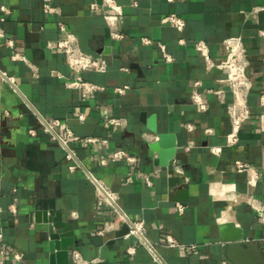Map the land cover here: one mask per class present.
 Masks as SVG:
<instances>
[{
	"label": "crops",
	"instance_id": "0c3cea01",
	"mask_svg": "<svg viewBox=\"0 0 264 264\" xmlns=\"http://www.w3.org/2000/svg\"><path fill=\"white\" fill-rule=\"evenodd\" d=\"M91 1L52 0L57 12L47 13L43 0H0V72L17 80L13 86L0 74V232L5 244L24 252V258L0 257L6 264H51L48 235L36 229L31 212L38 200L53 198L64 219L74 224L71 264H236L227 253L229 238L235 235H241L243 246L253 249L264 264V138L258 119L264 82V38L259 35L264 0H138V5L117 0L123 15L115 27L90 8ZM3 5L9 13L3 14ZM169 13L186 20L183 30L161 21ZM62 24L75 33L84 51L107 59L106 71L83 72L84 79L105 85L104 90L83 97L67 85L75 73L65 53L48 46L64 36ZM112 30L123 37H113ZM238 34L251 54L248 73L255 84L248 99L254 115L244 124L240 141L229 146L227 104L234 94L221 82L226 72L208 68L196 43L206 41L218 60L225 53L224 40ZM144 37L153 42L145 44ZM159 43L166 45L171 60L164 58ZM15 51L25 59H13ZM133 62L140 64L141 73ZM123 84L130 88L117 94L114 87ZM221 87L224 92L217 93ZM194 91L206 109H198ZM113 116L123 120V128L108 123ZM152 117L157 132L148 125ZM52 118L62 122L58 133L65 134L67 126L81 138L100 136L107 141H71L75 158L69 159L67 148L42 127L43 119ZM160 132L175 134L177 148L185 154L170 161L175 176L184 178L180 184L170 182L169 167L154 162L158 151L151 145ZM212 146L222 150L215 153ZM118 147L134 152L138 162L99 163ZM237 159L250 167L239 170ZM88 172L100 175L119 193L130 218L144 220L157 257L135 236H117L126 226L122 222L103 231L105 220L113 215L97 209V190ZM225 223L235 225L225 229ZM168 234L184 246L171 245ZM130 246L135 247L134 255L128 252ZM74 250L81 253V263L74 259Z\"/></svg>",
	"mask_w": 264,
	"mask_h": 264
},
{
	"label": "built area",
	"instance_id": "2783aa9c",
	"mask_svg": "<svg viewBox=\"0 0 264 264\" xmlns=\"http://www.w3.org/2000/svg\"><path fill=\"white\" fill-rule=\"evenodd\" d=\"M138 0H132L133 5H138ZM44 10L47 13L57 12V6L52 3V0H43ZM90 8L97 13H102L110 27H115L120 21L123 15V6L117 0H92ZM263 8V7H259ZM257 8V9H259ZM3 14L10 12V9L3 5ZM4 19V16L2 17ZM161 21L165 24H169L183 30L186 25V20L177 13H169L161 18ZM61 30L64 33L63 37L57 40L48 42V46L51 48H57L65 53L66 60L71 70L75 73L72 78L67 80V85L73 88H77L81 91L83 97L95 94L98 91L104 90L105 85L89 81L84 79L83 72L86 70H95L99 72L106 71L108 69V61L104 56H96L94 54L84 51L78 42V38L70 31L64 24L61 26ZM112 36L115 38L123 37V34L117 30H112ZM0 35H4L0 32ZM259 35L264 38V28L259 30ZM145 44H151L153 41L148 37L143 38ZM9 43L14 44L13 40H9ZM163 52V56L166 60H171L172 55L167 51L166 45L163 43L158 44ZM225 53L218 60L214 59L209 45L204 40H199L196 43L197 49L205 59L208 68L217 67L226 72V75L221 78V82L229 86L230 90L234 94V98L227 104V110L231 120V130L227 134V144L233 146L237 144L241 139V132L244 124L253 117L254 112L249 102V93L252 90L255 82L254 78L248 73V68L251 65V54L248 47L244 43L243 36L241 34L228 36L224 40ZM13 59H25L24 54L19 51H15L12 55ZM264 61V54L262 56ZM2 79L10 81L13 86L17 85L16 77L8 74L6 71L0 72ZM130 88L129 84L117 85L114 90L117 94L125 93ZM217 93H223L224 89L218 88L215 90ZM193 98L197 104L198 109L204 110L207 107L206 102L202 99L199 93L193 92ZM260 106L262 111L258 115L260 121L261 130L264 138V82L262 84V92L260 95ZM80 121L84 122L86 115L81 113L79 115ZM108 123L117 127H124V122L119 117L108 118ZM62 124L59 118L43 119L42 127L44 131L50 133L54 139L59 140L65 148H67V157L74 159V149L69 147L71 141L82 140L85 143L94 144L99 141H107V139L100 136H85L83 138L75 134L70 127H65V134L58 133L56 128ZM211 131V129H207ZM211 150L215 153H219L221 146H212ZM116 160H125L130 165H135L138 162L137 155L125 147H118L111 150L108 154L101 156L99 163L106 165ZM236 164L239 170H245L250 167V164L246 161L237 159ZM72 169L75 168V164H71ZM87 177L95 184L97 190V209L99 212H111L113 216H110L105 220L104 230L110 231L116 227L118 223H124L128 227V232L125 235L135 236L143 243L148 250L157 257L155 248L151 241L146 236V226L144 220L132 219L122 209L120 205V196L100 175L94 172H88ZM146 182L148 186L152 185V179L150 175H147ZM13 211H17L15 205L12 206ZM179 210H184V205L179 203ZM264 221V212L261 215ZM4 234L0 232V254L5 255L6 258H12L16 261H21L24 258V252L14 248L11 245H6L3 241ZM168 242L173 246H184L175 241L172 235L168 234ZM264 243V238H263ZM192 249L196 251V246L191 245ZM128 252L132 255L136 253L135 247L130 246ZM74 259L81 263L83 261L81 253L78 250L73 252ZM0 264H6L4 258L0 257Z\"/></svg>",
	"mask_w": 264,
	"mask_h": 264
},
{
	"label": "water",
	"instance_id": "95a60500",
	"mask_svg": "<svg viewBox=\"0 0 264 264\" xmlns=\"http://www.w3.org/2000/svg\"><path fill=\"white\" fill-rule=\"evenodd\" d=\"M109 50L105 49L104 53ZM133 68H137L141 73V66L138 62L131 63ZM147 114L143 112L142 119H147ZM148 125L150 129L157 132V124L155 117L149 118ZM157 142L151 146L158 151V156L154 159L156 165L169 167L168 172L170 182L174 181L176 184L183 182V177H176V170L170 166V161L177 158H184V152L178 150L176 145V135L170 132H160ZM184 196L187 195V190L182 191ZM31 215L35 221V227L38 230L44 231L48 235L49 249H50V263L51 264H71L70 262V248L75 244L74 224L64 219L63 212L56 207L55 199H41L35 203ZM234 223H225L223 228L227 229L234 226ZM128 232V227L116 233L117 236L125 235ZM241 235H235L232 242L227 247L229 257L236 264H259L262 259L253 249L245 248L240 242Z\"/></svg>",
	"mask_w": 264,
	"mask_h": 264
}]
</instances>
